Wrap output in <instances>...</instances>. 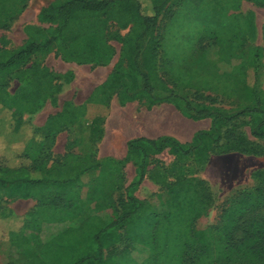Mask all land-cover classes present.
Here are the masks:
<instances>
[{"label":"rangeland","instance_id":"1","mask_svg":"<svg viewBox=\"0 0 264 264\" xmlns=\"http://www.w3.org/2000/svg\"><path fill=\"white\" fill-rule=\"evenodd\" d=\"M55 1L58 0H0V56L26 45L29 41L26 27L48 28L49 24L39 23L38 14ZM142 1L145 5L150 2ZM121 15L111 11L101 17L102 24L97 26L103 27L112 48L104 63L86 60L87 56L81 52L89 40L86 31L84 34L78 31L79 39L75 35L74 42L34 55L20 73L10 75V80L0 78L1 100L6 95L15 96L22 79L31 82L45 76L52 81L42 108L23 115L22 122L31 126L26 129V136L16 144L0 142V158L8 165L30 163V155L38 162L45 161L46 167L52 169L80 166L93 160L100 162L98 169L87 172L80 181L55 191L50 197L55 198L53 204L43 206L37 198L23 199L22 189H16L12 197L0 199V264H57L64 257L62 251H57V243L62 242L60 233L72 228L81 234L103 227L114 211L122 213L126 207L127 187L135 179L137 167L133 160L126 164L118 161L125 159L127 143L140 134L133 133L131 125L146 114L148 100L139 98L122 104L119 97V89L125 82L122 75L129 67L126 38L135 28L133 24H121L116 19ZM154 47H157L160 95L173 93L198 105L231 108L234 102L221 98L216 91L222 94L237 81L240 85L245 83V96L250 86H257L254 95L264 89V7L257 3L172 0L159 18ZM66 52L72 58H67ZM242 53L246 67L230 66L241 62ZM222 60H229L230 65L224 66ZM28 68L32 70L23 73ZM116 70L120 77L108 83ZM262 95L253 105L244 102L242 107L232 109L250 106L264 110V92ZM173 102L175 106L182 104L176 99ZM18 105L29 107L17 102ZM159 111L165 112L164 108ZM93 123L104 131L98 135V141L91 137ZM243 130L251 147L229 154L215 150L204 165L192 157L180 160L169 150L155 156L157 162L154 160L151 166L155 165L156 170L151 180L157 186L147 181L136 192L149 206L145 215L149 218L151 213L162 211L163 203L170 199L171 183L178 188L191 180L211 198L210 213L198 217L194 225L197 234L192 238L198 240L202 230L220 225L222 207L242 192H254L259 186L255 173L264 170V140L252 137L249 126ZM33 131L35 140L26 146ZM20 154L23 156L19 157ZM142 225L117 230L121 240L107 247L103 254L109 264L146 262L153 250L146 236L148 223ZM203 240L210 243L212 238L207 236ZM207 261L204 259L202 263Z\"/></svg>","mask_w":264,"mask_h":264},{"label":"trees","instance_id":"2","mask_svg":"<svg viewBox=\"0 0 264 264\" xmlns=\"http://www.w3.org/2000/svg\"><path fill=\"white\" fill-rule=\"evenodd\" d=\"M171 1L150 0L145 5L142 0H58L43 7L38 14L39 23L49 24L48 28L26 27L29 37L26 45L16 51H5L0 56V78L7 77L10 80V75L20 73L34 55L45 53L53 46L59 47L68 41L74 42L76 37L79 39L78 31H86L87 35L89 32L88 36L85 34L89 41L81 53L87 56L89 62L102 64L111 56L112 48L108 46L103 27L97 26L102 24V16L116 11L122 14L116 18L121 24H133L135 27L126 38L125 57L129 67L122 75L125 82L119 89L121 103L146 98L151 109L160 103L174 104L173 100L176 99L182 102L176 107L187 117L212 120L210 130L197 132L190 143H182L171 136L156 140L143 137L130 140L125 159L118 161L126 164L133 160L137 167L136 177L127 187L124 211H114L105 226L94 227L89 232L78 234L68 228L60 233L62 242L57 243V251H62L64 257L58 259L57 264H109L103 254L107 247L121 240L117 230L124 226L133 228L143 222L148 223L146 236L153 250L143 264H264V170L255 173L259 181L257 189L229 199L222 207L220 225L202 230L195 241L192 238L197 234L195 222L201 214L209 215L211 198L191 180L184 181L178 188L171 183L170 199L163 203L162 211L151 213L149 218L145 215L149 206L136 196L149 167L154 160L157 162L154 157L165 150L180 160L192 157L198 164L204 165L215 150L229 154L244 152L251 147L243 130L245 126L250 127L252 137L264 140V110L261 108L204 106L182 95L159 94L155 35L159 18ZM248 1L264 7L260 0ZM68 54L66 52L67 58ZM31 70L28 68L23 73ZM120 75L116 70L108 83ZM51 84V77H39L31 82L22 79L21 88L15 96L6 95L0 99V142L16 144V141L26 136L29 125L22 122L23 115L25 112L33 114L42 108ZM17 102L29 107L25 109L21 105L17 106ZM91 129L92 139L98 141V135L104 132L102 127L93 123ZM33 132L26 146L30 141L34 142L36 131ZM30 157V163L19 166H10L0 158V199L3 196L12 197L16 189H22L20 197L23 199L37 198L43 206L53 204L55 198L50 200V197L55 191L80 181L84 174L100 166L99 161L93 160L80 166L52 169L46 167L45 161L38 162ZM56 220L62 221L59 218ZM207 236L212 238L210 243L203 240ZM204 259L208 263H202Z\"/></svg>","mask_w":264,"mask_h":264},{"label":"crops","instance_id":"3","mask_svg":"<svg viewBox=\"0 0 264 264\" xmlns=\"http://www.w3.org/2000/svg\"><path fill=\"white\" fill-rule=\"evenodd\" d=\"M242 47H244V45H242ZM244 53H242L243 58L238 64L230 65L229 60H222V63L226 67L230 65L235 67L236 69H244L247 65V61L244 59ZM244 85L245 83H241L240 85L237 81L236 84L233 85V88L231 86H228V88L225 89L222 94L218 93L214 87L212 89H214L217 95L221 98L225 97V99H228L229 102H234L231 104V108L242 107L245 103L246 105H253L256 99L258 100L259 98H261V96H263L262 94L264 92V89L257 95H254L255 91L257 90L254 88L257 87L256 85L250 86L249 90L251 93L249 92L248 96H245L246 92L245 88L243 87ZM228 89H230V91H227ZM206 90L209 91V89ZM160 108H164L165 112L160 113ZM135 120L137 121H134V123L131 125V131L133 133H140L135 136V138L144 137L156 140L163 136H171L178 139L182 143L192 142L197 132L210 130L212 126V120L210 118L201 120L191 119L172 103H160L153 106L151 109L148 108L146 110V114L136 118ZM155 170V165L149 167L143 183L150 181L154 183L155 186H157L155 181L151 180V176Z\"/></svg>","mask_w":264,"mask_h":264}]
</instances>
